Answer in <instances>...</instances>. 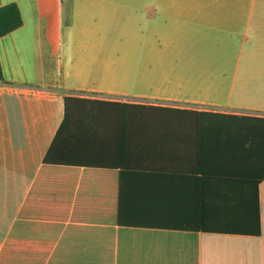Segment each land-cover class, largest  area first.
<instances>
[{
	"label": "crops",
	"instance_id": "0c3cea01",
	"mask_svg": "<svg viewBox=\"0 0 264 264\" xmlns=\"http://www.w3.org/2000/svg\"><path fill=\"white\" fill-rule=\"evenodd\" d=\"M11 2L23 24L0 37V264H264V180L261 234L216 233L178 226L227 197L185 160L44 161L68 96L264 117V0Z\"/></svg>",
	"mask_w": 264,
	"mask_h": 264
},
{
	"label": "trees",
	"instance_id": "16d2710c",
	"mask_svg": "<svg viewBox=\"0 0 264 264\" xmlns=\"http://www.w3.org/2000/svg\"><path fill=\"white\" fill-rule=\"evenodd\" d=\"M22 24L17 3L0 6V37ZM173 159L190 163L184 170L200 181L214 179L216 189L227 196L216 200V215H200L193 223L178 225L181 229L261 234L258 186L264 180V117L68 96L64 119L44 161L124 169L131 162L152 168ZM232 195L241 199L238 204L232 203ZM232 208L239 217L234 219Z\"/></svg>",
	"mask_w": 264,
	"mask_h": 264
},
{
	"label": "rangeland",
	"instance_id": "374dc122",
	"mask_svg": "<svg viewBox=\"0 0 264 264\" xmlns=\"http://www.w3.org/2000/svg\"><path fill=\"white\" fill-rule=\"evenodd\" d=\"M121 11H124L121 9ZM114 34H116V38L114 39V41L117 44H120L121 47V52H125L127 53L128 47H127V43H130L131 39L126 35L129 31L128 29V25L120 23L119 25H115L114 29L111 30ZM120 33V34H119ZM119 34V35H118ZM106 43H110V40H106ZM128 59L127 58H122L120 59V65L126 66L128 65ZM133 98V96H130Z\"/></svg>",
	"mask_w": 264,
	"mask_h": 264
},
{
	"label": "built area",
	"instance_id": "2783aa9c",
	"mask_svg": "<svg viewBox=\"0 0 264 264\" xmlns=\"http://www.w3.org/2000/svg\"><path fill=\"white\" fill-rule=\"evenodd\" d=\"M126 99H128V100H135V101H142V100H144V99H140V98H135V97H133V98H131V97H125Z\"/></svg>",
	"mask_w": 264,
	"mask_h": 264
}]
</instances>
